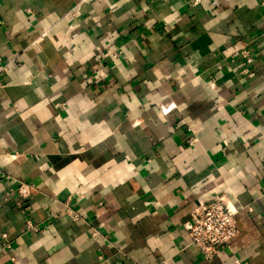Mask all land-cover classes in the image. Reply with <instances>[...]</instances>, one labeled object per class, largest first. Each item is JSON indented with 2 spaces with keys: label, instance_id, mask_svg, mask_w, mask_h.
<instances>
[{
  "label": "crops",
  "instance_id": "1",
  "mask_svg": "<svg viewBox=\"0 0 264 264\" xmlns=\"http://www.w3.org/2000/svg\"><path fill=\"white\" fill-rule=\"evenodd\" d=\"M191 1L0 0V264H264V2Z\"/></svg>",
  "mask_w": 264,
  "mask_h": 264
},
{
  "label": "built area",
  "instance_id": "2",
  "mask_svg": "<svg viewBox=\"0 0 264 264\" xmlns=\"http://www.w3.org/2000/svg\"><path fill=\"white\" fill-rule=\"evenodd\" d=\"M241 1V0H236ZM264 2V0H262ZM198 0L191 1L190 4H198ZM243 58L246 66L254 61V54L249 45L243 46L237 53ZM116 57V55H115ZM7 73V66L0 58V77ZM243 75L252 77L254 74L248 69L242 71ZM195 139H190V145L195 144ZM34 190L32 184L20 182L17 188V195L22 200H26ZM67 214L74 220H79V214L67 209ZM237 210L225 196H216L210 202L203 204L193 210L191 219L185 224L184 229L190 237V244L202 255L205 260L214 259L221 249L229 247L236 238L239 230L237 224ZM27 232L37 234L40 232L32 220L26 223ZM3 246L10 248L8 236L2 235Z\"/></svg>",
  "mask_w": 264,
  "mask_h": 264
}]
</instances>
